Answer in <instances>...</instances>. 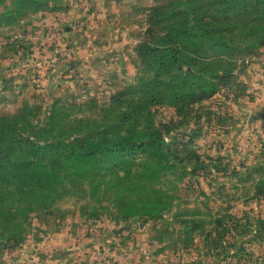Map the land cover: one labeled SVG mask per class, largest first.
Here are the masks:
<instances>
[{"label":"rangeland","instance_id":"rangeland-1","mask_svg":"<svg viewBox=\"0 0 264 264\" xmlns=\"http://www.w3.org/2000/svg\"><path fill=\"white\" fill-rule=\"evenodd\" d=\"M163 2L168 0H64L31 10L15 23L3 19L0 117L32 107L37 109L33 121L44 120L61 99L79 104L72 117L100 121L119 91L148 101L140 79L152 80L156 69L148 71L147 63L153 62L145 61L138 48L154 42L147 37L151 8ZM260 15L253 8L240 12L235 28L226 30L231 38L226 52L191 51V58L207 53L226 60L203 74L218 86L213 97L184 111L177 107L183 103H169L162 94L160 103L150 106L155 123L172 128L165 133L171 146L194 154L183 163L189 175L175 166L163 169L144 181L141 196L133 199L160 206V217L123 214L133 200L121 199L111 187L118 176L153 171L138 154L103 169L107 179L99 191L96 183L93 189L87 182L69 183L71 191L52 200L41 201L33 191L20 197L15 206L31 212L26 221L20 212L1 226L0 264H264V195L257 188L264 180V45L255 47L256 36H248L253 26H264ZM217 20L226 22L223 15ZM93 99L97 106L89 103ZM193 221L200 227L185 232ZM13 234L26 239L10 249L5 238Z\"/></svg>","mask_w":264,"mask_h":264},{"label":"trees","instance_id":"trees-1","mask_svg":"<svg viewBox=\"0 0 264 264\" xmlns=\"http://www.w3.org/2000/svg\"><path fill=\"white\" fill-rule=\"evenodd\" d=\"M10 1L13 5L8 7L9 0H0V6L4 8L0 22L4 19L15 23L31 10H46L51 4L60 6L64 0ZM249 8H253L254 13H261L258 20L264 19V0H168L152 7L147 37H153L154 42L149 40L138 48L145 61L150 59L153 62H146L148 71L151 73L156 69L152 80L140 79L141 90L149 95L148 101L137 102L126 97L127 91H119L106 104L107 108H103L105 115L100 121L72 117L79 104L66 105L61 99L54 101L44 120L33 121L37 109L32 107L27 108V113L1 116L0 228L7 225L9 216L22 212L15 204L28 191L36 192L41 201L52 200L64 191H71L67 187L69 183L83 186L87 182L92 189L96 183L94 190L99 191L101 181L107 179L103 169L128 163L138 154L146 157L143 164L153 171L143 172L139 177L128 176L130 168L127 166L125 178L118 176L111 186L121 199L139 198L144 181L151 180L163 169L175 166L183 176L189 175L183 163L193 158L194 154L183 147L171 146L165 133H170L172 128L167 124H156L150 106L160 103L162 94L168 96L169 103H183L177 107L184 111L185 106L193 102L213 97L218 86L206 80L203 74L213 64L219 66V62L225 59L208 56L207 53L202 54L200 59L191 58V51L196 53L214 49L216 52H226L228 42H231L226 30L232 31L240 12ZM218 15H223L226 22L217 24ZM232 24L235 25L232 27ZM165 29L169 32L162 35ZM245 31V28L242 29V32ZM249 35L256 36L255 47L264 45V26L257 29L253 26ZM192 46L197 48L192 50ZM184 49L190 53H185ZM199 63L206 64V67L201 68ZM196 65H199L197 69ZM184 67L190 69L183 70ZM174 68L179 69L178 73L171 76L170 71ZM164 76L166 79H162ZM89 103L97 106L94 99ZM257 184L258 194L264 195V180ZM131 204V208L122 210L123 214H140L151 219L161 216V207L150 200H133ZM22 213L26 221L29 213ZM191 223L187 226L192 227H187L185 232L200 227V223ZM20 225L22 222L14 224L17 227ZM22 231H27V228ZM240 232L246 233L248 230ZM16 236L13 234L5 238L11 243L10 249L26 239L16 240Z\"/></svg>","mask_w":264,"mask_h":264},{"label":"built area","instance_id":"built-area-1","mask_svg":"<svg viewBox=\"0 0 264 264\" xmlns=\"http://www.w3.org/2000/svg\"><path fill=\"white\" fill-rule=\"evenodd\" d=\"M60 35V34H59ZM262 256L264 257V248H263V250H262Z\"/></svg>","mask_w":264,"mask_h":264},{"label":"water","instance_id":"water-1","mask_svg":"<svg viewBox=\"0 0 264 264\" xmlns=\"http://www.w3.org/2000/svg\"><path fill=\"white\" fill-rule=\"evenodd\" d=\"M262 117H264V113L262 114Z\"/></svg>","mask_w":264,"mask_h":264},{"label":"crops","instance_id":"crops-1","mask_svg":"<svg viewBox=\"0 0 264 264\" xmlns=\"http://www.w3.org/2000/svg\"><path fill=\"white\" fill-rule=\"evenodd\" d=\"M73 65V64H72ZM73 66H75V65H73Z\"/></svg>","mask_w":264,"mask_h":264}]
</instances>
